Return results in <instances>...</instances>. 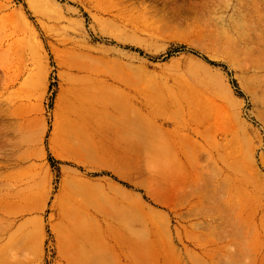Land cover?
<instances>
[{"label": "rangeland", "instance_id": "1", "mask_svg": "<svg viewBox=\"0 0 264 264\" xmlns=\"http://www.w3.org/2000/svg\"><path fill=\"white\" fill-rule=\"evenodd\" d=\"M263 155L264 0H0V264H264Z\"/></svg>", "mask_w": 264, "mask_h": 264}, {"label": "bare ground", "instance_id": "2", "mask_svg": "<svg viewBox=\"0 0 264 264\" xmlns=\"http://www.w3.org/2000/svg\"><path fill=\"white\" fill-rule=\"evenodd\" d=\"M237 34H238V33H237ZM221 39H222V38H221ZM227 40H228V39H227ZM236 40H237V39H236ZM230 41H231V40H230ZM238 41H239V43H241V44H245V46L249 44V42L246 41V40L243 38L242 35L240 36V38L238 37ZM221 42H222V41H221ZM225 43H226V42H225ZM231 44H232V42L229 43V41H228V45L231 46ZM233 44H234V43H233ZM237 45H238V44H237ZM224 46H225V44H224ZM231 47H232V46H231ZM236 47H237V46H236ZM226 48H227V47H226ZM229 48H230V47H229ZM229 48H228V50H229ZM232 49H233V47H232ZM232 49H231V50H232ZM77 102H78V101H77ZM99 104H100V103H99ZM75 105H76V104H75ZM97 107H98V105H97ZM74 116H75V115H74ZM81 135H82V134H81ZM73 138H74V137H73ZM73 138H71V140H72ZM84 138H85V137H84ZM68 140H69V139H68ZM75 140H76V138H75ZM67 142H68V141H67ZM72 142H73V141H72ZM75 143H76V141H75ZM75 143H72V144H75ZM81 144H82V143H81ZM75 145H76V144H75ZM78 145H79V144H78ZM87 145H89V143H88ZM79 146H80V145H79ZM79 146H77L76 148H78V149L80 150V148H82L83 146L81 145L82 147H80V148H79ZM83 148H84V147H83ZM91 149H92V147H91ZM74 150H75V149H74ZM83 150H85V148H84ZM87 150H88V149H87ZM89 150H90V149H89ZM93 150H94V149H93ZM116 150H117V149H116ZM90 151H91V150H90ZM85 152H86V151H85ZM92 152H93V151H92ZM92 155H93V154H92ZM92 155H91V156H92ZM115 156H116V155H115ZM86 157H89V156H86ZM263 157H264V155H263ZM261 158H262V157H261ZM86 159H87V158H86ZM98 159H99V158H98ZM97 161H99V160H97ZM100 163H105V162H102V161H101ZM126 163H127V162H126ZM105 165L107 166V163H106ZM65 213H66V212H65ZM73 217H74V216H73ZM67 218H68V217H67ZM79 219H80V218H79Z\"/></svg>", "mask_w": 264, "mask_h": 264}]
</instances>
